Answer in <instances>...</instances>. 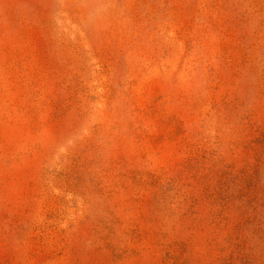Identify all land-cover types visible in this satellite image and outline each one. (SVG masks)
<instances>
[{"label": "rangeland", "instance_id": "obj_1", "mask_svg": "<svg viewBox=\"0 0 264 264\" xmlns=\"http://www.w3.org/2000/svg\"><path fill=\"white\" fill-rule=\"evenodd\" d=\"M0 264H264V0H0Z\"/></svg>", "mask_w": 264, "mask_h": 264}]
</instances>
